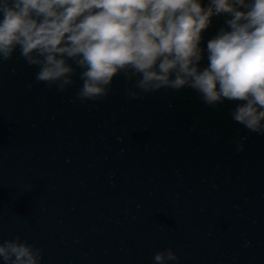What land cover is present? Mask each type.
Wrapping results in <instances>:
<instances>
[{
	"label": "clouds",
	"instance_id": "obj_1",
	"mask_svg": "<svg viewBox=\"0 0 264 264\" xmlns=\"http://www.w3.org/2000/svg\"><path fill=\"white\" fill-rule=\"evenodd\" d=\"M17 50L38 68L35 81L58 93L79 72L81 102L106 98L117 76L131 84L130 100L191 89L210 108L233 102L232 121L264 137V0H0V65ZM249 138L233 141L238 153ZM43 259L21 236H0L3 264ZM179 259L172 247L152 257Z\"/></svg>",
	"mask_w": 264,
	"mask_h": 264
},
{
	"label": "water",
	"instance_id": "obj_2",
	"mask_svg": "<svg viewBox=\"0 0 264 264\" xmlns=\"http://www.w3.org/2000/svg\"><path fill=\"white\" fill-rule=\"evenodd\" d=\"M17 235L43 248L42 264H68L0 80V236Z\"/></svg>",
	"mask_w": 264,
	"mask_h": 264
}]
</instances>
